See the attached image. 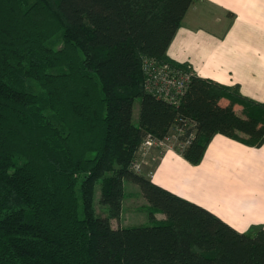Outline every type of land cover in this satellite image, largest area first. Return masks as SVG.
Listing matches in <instances>:
<instances>
[{
  "label": "trees",
  "instance_id": "16d2710c",
  "mask_svg": "<svg viewBox=\"0 0 264 264\" xmlns=\"http://www.w3.org/2000/svg\"><path fill=\"white\" fill-rule=\"evenodd\" d=\"M193 0H0V264H264L240 233L135 173L142 139L184 127L200 163L215 134L264 143V103L194 74L177 105L145 88ZM139 101L137 122H132ZM138 186L149 226L112 227ZM107 207L102 217L94 206Z\"/></svg>",
  "mask_w": 264,
  "mask_h": 264
},
{
  "label": "crops",
  "instance_id": "0c3cea01",
  "mask_svg": "<svg viewBox=\"0 0 264 264\" xmlns=\"http://www.w3.org/2000/svg\"><path fill=\"white\" fill-rule=\"evenodd\" d=\"M167 56L199 78L264 103V0H193ZM149 179L240 233L264 230V143L254 147L215 134L200 163L165 150Z\"/></svg>",
  "mask_w": 264,
  "mask_h": 264
},
{
  "label": "built area",
  "instance_id": "2783aa9c",
  "mask_svg": "<svg viewBox=\"0 0 264 264\" xmlns=\"http://www.w3.org/2000/svg\"><path fill=\"white\" fill-rule=\"evenodd\" d=\"M143 71L147 91L155 97L174 105H177L184 96L190 77L193 74L192 71L185 72L167 64H156L150 60L143 62ZM184 130L182 126L176 127L164 139H157L147 134L140 143L137 159L131 164L132 171L140 173L141 165L155 149L160 150V154L171 149L178 153L181 152L193 137L191 132L185 141L180 142L179 136L184 134Z\"/></svg>",
  "mask_w": 264,
  "mask_h": 264
},
{
  "label": "rangeland",
  "instance_id": "374dc122",
  "mask_svg": "<svg viewBox=\"0 0 264 264\" xmlns=\"http://www.w3.org/2000/svg\"><path fill=\"white\" fill-rule=\"evenodd\" d=\"M139 101L136 100L133 104L132 122H137ZM160 150L155 149L151 152L145 162L141 165L140 173H150L153 165L160 156ZM125 193L126 196L122 203V211L120 216L116 219H112V227H134V226H149L160 220L161 213L154 212L153 215L149 214L148 208L146 207V201L141 196L140 190L137 185L125 182ZM99 188L95 190L94 206L98 214L102 217L107 215V207L102 206L98 202Z\"/></svg>",
  "mask_w": 264,
  "mask_h": 264
}]
</instances>
